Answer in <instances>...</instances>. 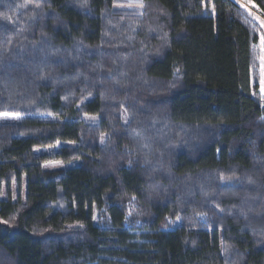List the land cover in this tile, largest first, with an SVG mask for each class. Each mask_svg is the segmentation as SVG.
I'll use <instances>...</instances> for the list:
<instances>
[{
  "label": "trees",
  "instance_id": "obj_1",
  "mask_svg": "<svg viewBox=\"0 0 264 264\" xmlns=\"http://www.w3.org/2000/svg\"><path fill=\"white\" fill-rule=\"evenodd\" d=\"M115 1L0 0V264H264L261 24Z\"/></svg>",
  "mask_w": 264,
  "mask_h": 264
},
{
  "label": "rangeland",
  "instance_id": "obj_2",
  "mask_svg": "<svg viewBox=\"0 0 264 264\" xmlns=\"http://www.w3.org/2000/svg\"><path fill=\"white\" fill-rule=\"evenodd\" d=\"M240 4L242 7L251 14L255 20H257L262 26L264 25V16H262L258 11L257 7L252 4L251 2L247 0H240ZM115 8L121 9V10H131V11H136L140 12L143 7L141 4V0H116L115 1ZM261 47H262V52H261V60H260V83H259V92L262 97H264V43H262L261 39ZM261 84V88H260ZM18 116L16 115H11V114H0V122H15L17 121ZM67 167L68 165L63 164L61 162H50L44 165L45 168L49 169H55L59 167ZM15 191V189H13ZM2 195L0 194V197Z\"/></svg>",
  "mask_w": 264,
  "mask_h": 264
},
{
  "label": "crops",
  "instance_id": "obj_3",
  "mask_svg": "<svg viewBox=\"0 0 264 264\" xmlns=\"http://www.w3.org/2000/svg\"><path fill=\"white\" fill-rule=\"evenodd\" d=\"M261 27H262V36H264V25L263 26L261 25ZM260 60H261V56H260ZM260 88H261V84H260Z\"/></svg>",
  "mask_w": 264,
  "mask_h": 264
},
{
  "label": "snow or ice",
  "instance_id": "obj_4",
  "mask_svg": "<svg viewBox=\"0 0 264 264\" xmlns=\"http://www.w3.org/2000/svg\"><path fill=\"white\" fill-rule=\"evenodd\" d=\"M262 23H264V22H262ZM261 39H262V43H264V36H262Z\"/></svg>",
  "mask_w": 264,
  "mask_h": 264
}]
</instances>
